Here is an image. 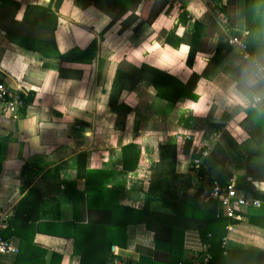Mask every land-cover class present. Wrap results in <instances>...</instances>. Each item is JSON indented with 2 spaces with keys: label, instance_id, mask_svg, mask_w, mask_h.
Segmentation results:
<instances>
[{
  "label": "crops",
  "instance_id": "1",
  "mask_svg": "<svg viewBox=\"0 0 264 264\" xmlns=\"http://www.w3.org/2000/svg\"><path fill=\"white\" fill-rule=\"evenodd\" d=\"M235 37L264 66V0H0V83L28 97L16 118L0 115V213L14 214L30 190L40 194L25 204L36 233L19 264H81L73 240L55 235L58 225L109 219L87 208L76 215L69 199L66 183L78 180L82 154L89 172L110 174L107 189H120L94 197L101 210L113 202L142 210L152 183L172 174L191 179L194 198L201 187L192 157L210 151V179L240 178V192L259 203L227 226L222 247L264 254V73L230 44ZM155 72L189 84L191 95L162 99ZM169 143L176 161L163 160ZM130 145L141 150L135 171L124 169ZM85 186L78 181L77 190ZM201 198L210 200L207 190ZM151 209L173 214L160 202ZM253 211L261 213L255 222ZM184 222L186 261L211 256L204 219ZM166 229L129 225L126 247L113 249L117 263L149 264ZM21 233L9 237L19 254ZM18 253L0 264H16Z\"/></svg>",
  "mask_w": 264,
  "mask_h": 264
},
{
  "label": "trees",
  "instance_id": "2",
  "mask_svg": "<svg viewBox=\"0 0 264 264\" xmlns=\"http://www.w3.org/2000/svg\"><path fill=\"white\" fill-rule=\"evenodd\" d=\"M62 0H59V3ZM27 22V20H26ZM218 61V60H216ZM192 65V60L188 61ZM253 65V64H252ZM154 86L157 94L162 99L175 103L180 96H173L172 91L180 92V95H188L191 92L189 84H184L176 80L172 76L165 73H154ZM177 95V93H176ZM191 95V94H190ZM28 101V97H27ZM118 99L114 96L111 101L112 106H117ZM222 126H218L217 130L221 131ZM124 154V169L126 171H135L138 167L141 150L137 145L126 146L123 149ZM202 152H197L192 157V163L197 158H200ZM133 156L136 160L133 166L125 163L128 160L131 164ZM162 156L165 161L177 160V145L167 144L162 147ZM210 156L204 160L202 169L199 176L200 190L194 198L188 196V191L192 188L191 179L182 181V178L177 174H172L164 178L160 177L155 180L147 195L145 207L142 210L128 209L125 206H120L116 202L107 204L101 210L98 202L94 203L93 199L103 198L110 195L112 198L118 196L120 189H107V182L109 173L103 172H89L87 170V156L82 154L78 160V180L75 182L66 183V191L69 199L74 206L76 212L85 210L92 213L93 211L107 213L108 220L103 219H89L87 223H83L82 219H76L73 222H66L58 225V233L55 234L59 237H65L73 240L74 251L82 257L81 264H118L117 257L113 253L114 247L125 248L127 244V227L133 224H143L148 231L153 233H161L164 229L168 228L169 235L158 236L157 242L161 245L158 246L152 258L148 259L149 264H193V260L186 261L185 250L183 247V239L185 232L184 220H196L199 218L204 219L205 227L200 229L204 244L208 245L211 260L209 264H264V254L254 251H241L229 250L222 247L223 240L227 236V226L238 224L245 214L243 211L245 207L236 212L235 218H227L223 216L218 210L219 205L216 199L209 196L210 200H202V193L207 190L209 192V181L211 166L209 164ZM221 184H227L228 180L218 179ZM78 181L85 182L83 191L77 190ZM245 181L240 178L236 181V186L240 190H244ZM37 190H30L25 198L18 204L14 214L11 218L7 230L4 232L6 238L15 234L16 231L21 230L22 245L20 254L18 253L16 264H19L25 256V250L30 245L34 244L35 228L30 224L34 218L31 217L28 211H25V204L31 202L32 198L39 196ZM160 202L164 208L171 209L172 215H165L153 212L151 207L153 203ZM205 204H207L205 206ZM217 204V205H215ZM264 205V204H263ZM219 208V207H218ZM258 211V210H257ZM205 212V214L203 213ZM250 210H248V213ZM203 213V214H201ZM247 213V212H246ZM202 215V217L197 215ZM260 212L253 211L251 219L255 222V216H259ZM21 223L23 225H21ZM264 227L263 222H258ZM14 230V231H12ZM10 232V233H9ZM68 232V233H66ZM10 239V238H9ZM167 241V242H162ZM164 244L169 247L167 250L162 251L161 248ZM28 245V246H27ZM226 253V254H225ZM45 255V251L43 256ZM59 257V256H58ZM142 263H146L142 259ZM137 264H141L138 262Z\"/></svg>",
  "mask_w": 264,
  "mask_h": 264
},
{
  "label": "built area",
  "instance_id": "3",
  "mask_svg": "<svg viewBox=\"0 0 264 264\" xmlns=\"http://www.w3.org/2000/svg\"><path fill=\"white\" fill-rule=\"evenodd\" d=\"M232 46L238 47L243 53V59L250 61L253 64V68L264 73V66L258 60H253L247 52V43L243 39L237 37L230 40ZM27 96L22 87L19 86L16 90H12L5 84L0 83V115L10 116L16 118L18 112L27 105ZM202 155L200 158L194 160L192 170L198 180H201L199 176L200 170L203 167L204 160L210 155V151H200ZM209 196L216 199L219 203V212L227 218H235L236 212L242 208L253 205L259 206L257 201H253L245 196L236 186L235 179H230L227 184H221L217 178L210 179L209 181ZM13 212L7 211L0 213V257L4 255H16L18 248L13 245L12 240L6 238L4 232L7 230ZM211 256L207 254H195L193 257V264H209Z\"/></svg>",
  "mask_w": 264,
  "mask_h": 264
},
{
  "label": "snow or ice",
  "instance_id": "4",
  "mask_svg": "<svg viewBox=\"0 0 264 264\" xmlns=\"http://www.w3.org/2000/svg\"><path fill=\"white\" fill-rule=\"evenodd\" d=\"M193 107H195V106L193 105Z\"/></svg>",
  "mask_w": 264,
  "mask_h": 264
},
{
  "label": "water",
  "instance_id": "5",
  "mask_svg": "<svg viewBox=\"0 0 264 264\" xmlns=\"http://www.w3.org/2000/svg\"><path fill=\"white\" fill-rule=\"evenodd\" d=\"M114 249V248H113Z\"/></svg>",
  "mask_w": 264,
  "mask_h": 264
}]
</instances>
